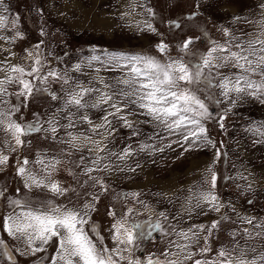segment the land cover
Listing matches in <instances>:
<instances>
[{"label":"rangeland","instance_id":"374dc122","mask_svg":"<svg viewBox=\"0 0 264 264\" xmlns=\"http://www.w3.org/2000/svg\"><path fill=\"white\" fill-rule=\"evenodd\" d=\"M0 15L7 17L6 26L0 28V80L13 75L11 65L30 71L37 55L41 76L55 70L60 77H47L41 83L25 76L38 89L27 99L18 95V81L5 82L6 91L0 92V113L4 114L0 120L39 126L16 146L5 124H0V153L8 156L7 163L0 165V264H52L57 251L55 239L42 251L32 252L23 238L4 230V218L22 210L12 203L16 200L34 209H44L51 203L82 213L85 204L92 205L94 210H88L86 216V231L98 247L110 250L117 247L112 225L127 214L128 226L140 223L141 228L134 231L145 236L138 235L139 246H134L131 253L122 252L125 259L114 256L118 264H128L129 255L141 261L152 257L179 264L240 258L261 264L264 96L242 94L238 98L232 93L225 98L217 86L221 76L232 77L241 69L231 64L213 69L212 86H192L209 109L210 116L203 123L211 145L184 141V133L165 128L133 104L119 114L126 116L132 127L125 126L119 116H108L110 125L94 130L95 125L104 124V117L113 109L108 104L91 105L101 92L127 90L117 83L127 68L116 66L111 60L113 53L148 55L162 63L170 59L195 63L200 54L214 46L213 42L239 51L237 44L247 47L248 41L264 40V0H0ZM189 38L192 43L184 51L183 42ZM161 42L167 45L164 52L157 47ZM253 46L260 54L261 45ZM76 65H80L79 70ZM65 77L68 83H64ZM251 78L259 81L261 77L252 73ZM77 85L99 90L85 95L86 107L66 104L67 94L78 90ZM113 98L120 99L118 95ZM232 100H236L234 105ZM72 137L78 138L73 142L75 147L69 143ZM92 141H100V151ZM126 149L129 154L124 156ZM25 158L28 172L46 183L57 181L68 191L58 195L44 187H25L27 177L17 172ZM210 166L217 177L212 191L222 205L219 211L203 202L197 207L199 194L210 189L206 182L211 179ZM97 180H102L104 187ZM213 221L218 224L209 233ZM152 222H159L158 230L150 227ZM93 226L102 241L93 233ZM181 232L198 235L192 237L195 242L186 241ZM176 244L190 247L181 252ZM35 246H40L38 241ZM205 246L209 251L202 252ZM221 249L231 255L219 257ZM188 253L192 255L186 261Z\"/></svg>","mask_w":264,"mask_h":264},{"label":"snow or ice","instance_id":"6c2138e0","mask_svg":"<svg viewBox=\"0 0 264 264\" xmlns=\"http://www.w3.org/2000/svg\"><path fill=\"white\" fill-rule=\"evenodd\" d=\"M151 12V9H149ZM7 17L0 15V28L6 26ZM15 20L12 21V26L15 27ZM175 23V22H173ZM179 27L178 24H176ZM146 27L155 31L151 24H147ZM225 35H228V30L224 29ZM20 33L17 32V36ZM191 38L183 42L182 50L187 51ZM209 48L206 53L200 54L199 60L195 63L185 61L183 59H170L167 63H162L156 58L148 55L135 54L125 55L121 53L111 54V60L116 63L118 67H126L127 72L125 76L118 79L117 83L126 86L127 90L119 89L116 92H101L98 99L91 105V107H98L102 104H108L112 112L107 113L104 117V124L95 125L96 128L104 127V125H110L108 116H119L124 121V125L132 127L131 122L126 116L119 115L128 104L138 106L140 109L145 110L146 114L150 116L154 121L164 125L169 130H175L184 133V141H191L192 144L197 142L205 144H213V141L207 136V129L204 126L203 121L210 116L209 109L204 99H201L197 94V91L193 89V85H199L205 83L208 86H212L211 72L213 69H219L226 67L229 64L241 69V72L234 74L232 77L227 75L221 76L220 82L217 85L221 89V95L225 98H229L230 94L235 93L239 98L242 94H247L252 97L260 98L264 96V40H252L247 42V47H242L237 44L236 47L239 51H233L228 45L215 44ZM259 43L261 48L258 50L253 46ZM37 49L39 45L36 46ZM161 52L167 49V45L160 43L157 45ZM29 57H32V53H28ZM97 59V57H92ZM125 63L122 65L120 61ZM41 62L36 56L34 63L30 71H26L24 67L19 65H11L9 71L13 75H8L5 79L0 80V92H5L3 87L5 82L11 83L18 81L21 85V92L18 95H24L25 99L32 95L34 86L30 80L25 79V76H31L33 79H39L41 83L46 82L47 77L60 78L59 74L55 71H49L47 76H41ZM76 70L80 69V65L75 66ZM252 73H259L260 80L255 81L251 78ZM18 74V75H15ZM217 75H220L217 72ZM64 83H68V78H64ZM106 89L109 85L105 84ZM78 90L68 93L67 105H75L78 108L86 107L84 97L88 93L94 90L90 87H83L77 85ZM118 95L119 100H114V96ZM57 97L53 94V99ZM123 101H127L124 103ZM219 103V101H216ZM234 105L236 100H232ZM14 111H18V108H14ZM0 115H4L0 113ZM84 120H88L87 116L83 117ZM223 119V117H221ZM51 123V122H50ZM0 124H5V131L9 132L15 141L16 146H21L24 141L23 136L28 135L31 132L38 131L39 126L33 124L21 125L15 120L9 119L8 121L0 120ZM223 127V124L220 125ZM71 127V125H69ZM55 133L56 129H51ZM71 135V133L69 134ZM77 137H72L69 143L75 147V140ZM89 139L90 138H86ZM96 145L97 151H100V141H92ZM129 154V150H125L124 156ZM219 155V151H217ZM121 157V159L124 158ZM8 156L0 153V165L6 164ZM38 163L43 161L38 160ZM28 160L25 158L23 165L19 166L17 172L19 175L26 176L25 187H44L48 188L51 192L58 195H62L68 191V189L62 188L57 181H51L46 183L44 179H38L35 175L28 172L25 167L28 164ZM58 163V162H56ZM49 165H45L47 169ZM55 167V164L50 165ZM89 173L92 169L87 170ZM208 172L211 173L210 189L206 192H201L198 196L197 207L200 203H207L209 207L215 211H219L222 205L218 204V197L212 191L216 187V173L212 171L211 166L208 168ZM31 181V184L28 183ZM102 187L103 181L97 180ZM135 196L136 194H132ZM98 199V197H93ZM17 206H21L22 210L15 214L4 218L3 228L13 237L23 238L32 252H39L44 249L45 245H48L53 239L58 241L56 254L51 258L52 264H118V261L114 259V256H119L120 260L125 259L122 255L123 251L131 253L133 247H138L136 241L139 236H145L144 232L137 234L134 230L141 228L140 223H133L130 227L127 224V214L121 217L112 225L114 229L113 240L117 242V247L108 249L107 247H98L97 243L92 240L89 233L86 231L85 226L88 224L86 216L88 210H94L90 204H85V211L82 213L79 210L73 208H66L63 206H54L51 203L44 209H34L28 206L22 205L19 200L12 201ZM129 213L132 209L128 210ZM109 215H115L113 212H109ZM163 216L164 214L161 213ZM248 223H252L249 219ZM218 222L213 221L212 228L209 229L211 233L212 229L217 227ZM150 227L159 229V222L150 223ZM203 229V225L198 226ZM93 233L102 241V237H99V233L96 231V227L92 228ZM247 231V230H245ZM149 232L147 235H150ZM179 235L186 241H192V237L198 235L193 232L191 236L189 233L181 232ZM259 235V233H258ZM205 242L208 237H204ZM39 242L40 246L36 247L35 242ZM3 241H0L2 244ZM120 245L124 247L121 248ZM181 252L190 247V244H176L175 245ZM202 252H207L209 249L205 246L201 249ZM7 254V253H6ZM191 253L184 256L187 261L191 259ZM231 254L221 249L218 253L219 257H228ZM128 264H179L176 260L160 261L147 258L145 261L140 259H134L131 255L127 257ZM261 264H264V256L260 258ZM195 264H208L207 261L196 260ZM211 264H256L255 260L248 261L243 258L237 260L221 259L218 261H212Z\"/></svg>","mask_w":264,"mask_h":264}]
</instances>
